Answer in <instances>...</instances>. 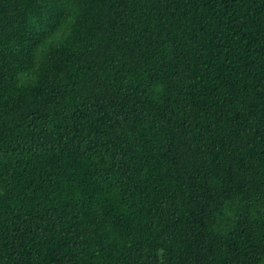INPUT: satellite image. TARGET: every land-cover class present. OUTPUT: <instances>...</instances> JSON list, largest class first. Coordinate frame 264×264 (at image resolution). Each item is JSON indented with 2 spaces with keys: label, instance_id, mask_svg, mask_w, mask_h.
Here are the masks:
<instances>
[{
  "label": "trees",
  "instance_id": "1",
  "mask_svg": "<svg viewBox=\"0 0 264 264\" xmlns=\"http://www.w3.org/2000/svg\"><path fill=\"white\" fill-rule=\"evenodd\" d=\"M0 264H264V0H0Z\"/></svg>",
  "mask_w": 264,
  "mask_h": 264
}]
</instances>
